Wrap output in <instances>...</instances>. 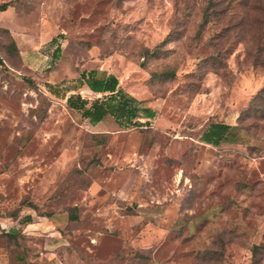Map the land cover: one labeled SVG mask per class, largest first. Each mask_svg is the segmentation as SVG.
Instances as JSON below:
<instances>
[{"label":"rangeland","instance_id":"1","mask_svg":"<svg viewBox=\"0 0 264 264\" xmlns=\"http://www.w3.org/2000/svg\"><path fill=\"white\" fill-rule=\"evenodd\" d=\"M4 2V264H264V0ZM90 69L150 123L69 107Z\"/></svg>","mask_w":264,"mask_h":264},{"label":"trees","instance_id":"2","mask_svg":"<svg viewBox=\"0 0 264 264\" xmlns=\"http://www.w3.org/2000/svg\"><path fill=\"white\" fill-rule=\"evenodd\" d=\"M5 5V2L2 3L0 8L3 9ZM79 81L101 95L89 101L80 93H70L66 97V103L69 107L79 110L91 123H96L109 114L119 125H148L150 118L155 115L151 106L120 87L118 77L113 72L83 70L80 72ZM140 117H145V120L141 121ZM231 128L229 123L212 121L203 130L201 139L218 144Z\"/></svg>","mask_w":264,"mask_h":264},{"label":"crops","instance_id":"3","mask_svg":"<svg viewBox=\"0 0 264 264\" xmlns=\"http://www.w3.org/2000/svg\"><path fill=\"white\" fill-rule=\"evenodd\" d=\"M2 253L0 252V264H4L3 260H2Z\"/></svg>","mask_w":264,"mask_h":264}]
</instances>
